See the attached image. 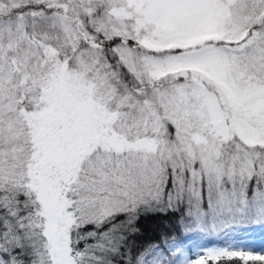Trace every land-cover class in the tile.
<instances>
[{
    "label": "snow or ice",
    "instance_id": "6c2138e0",
    "mask_svg": "<svg viewBox=\"0 0 264 264\" xmlns=\"http://www.w3.org/2000/svg\"><path fill=\"white\" fill-rule=\"evenodd\" d=\"M264 0H0V264H264Z\"/></svg>",
    "mask_w": 264,
    "mask_h": 264
},
{
    "label": "rangeland",
    "instance_id": "374dc122",
    "mask_svg": "<svg viewBox=\"0 0 264 264\" xmlns=\"http://www.w3.org/2000/svg\"><path fill=\"white\" fill-rule=\"evenodd\" d=\"M250 243H252L257 248L264 247V236L254 238L250 241Z\"/></svg>",
    "mask_w": 264,
    "mask_h": 264
},
{
    "label": "bare ground",
    "instance_id": "6f19581e",
    "mask_svg": "<svg viewBox=\"0 0 264 264\" xmlns=\"http://www.w3.org/2000/svg\"><path fill=\"white\" fill-rule=\"evenodd\" d=\"M259 237H260V236H254L253 239H254V238H259Z\"/></svg>",
    "mask_w": 264,
    "mask_h": 264
},
{
    "label": "trees",
    "instance_id": "16d2710c",
    "mask_svg": "<svg viewBox=\"0 0 264 264\" xmlns=\"http://www.w3.org/2000/svg\"><path fill=\"white\" fill-rule=\"evenodd\" d=\"M254 236H261L260 234H255Z\"/></svg>",
    "mask_w": 264,
    "mask_h": 264
}]
</instances>
